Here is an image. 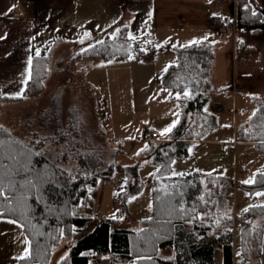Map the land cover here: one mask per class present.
<instances>
[{"label":"trees","instance_id":"trees-1","mask_svg":"<svg viewBox=\"0 0 264 264\" xmlns=\"http://www.w3.org/2000/svg\"><path fill=\"white\" fill-rule=\"evenodd\" d=\"M235 20L243 25L260 24L263 13L254 9L249 0H233L231 19L211 15L209 24L223 31L221 23L228 22V33L233 36ZM253 31L259 32L258 28ZM55 40L42 52L32 54L30 77L22 94L1 96L2 100L20 102L43 92ZM153 53L150 42L130 40L123 30L107 34L77 51L71 59L83 57L93 62L130 56L149 59ZM174 53L175 60L162 71L160 82L169 92L168 99L177 102V121L167 139H151L144 149L148 162L157 169L151 181L150 214L139 220L137 229L126 227L119 218L95 219L91 192L100 179L111 175L115 148L104 145L102 140H90L88 147L73 150L76 144L69 137L74 136L76 116L70 115L64 122L56 107L41 111L39 131L54 136V145L65 143L63 151L57 152L44 147L47 135L28 141L0 124V180L10 196L9 201L0 198V216L18 222L29 244L26 258H18L17 264H49L60 243L74 235L77 238L60 264H95L97 256L109 257V264H213L215 245L222 248L223 264H233L235 259L258 263L264 203L248 205L234 219L222 177L199 169L173 174L174 159L185 157L191 144L203 139L217 125L216 115L207 110L210 89L214 88L211 87L214 48L209 41H198L177 46ZM184 92L189 95L184 96ZM56 98L52 99L54 104ZM235 138L253 143L257 151L264 153L263 101L256 102L247 124L236 127ZM138 167H125L119 198L125 199L141 189ZM241 187L250 197L264 190V171L256 172L252 182L242 183ZM256 219L260 224L254 225ZM234 223L240 228L237 252L233 250ZM165 248H170L172 254L159 256V251Z\"/></svg>","mask_w":264,"mask_h":264},{"label":"rangeland","instance_id":"rangeland-1","mask_svg":"<svg viewBox=\"0 0 264 264\" xmlns=\"http://www.w3.org/2000/svg\"><path fill=\"white\" fill-rule=\"evenodd\" d=\"M249 1L254 9L262 11L263 20L254 25H243L235 20L232 37L230 32H215L206 25L204 0H84L81 5L74 0H54L53 24L44 29L46 46L59 36V32L65 33L66 28L74 31L65 36L75 43V51L102 40L107 34L124 30L130 40L150 42L154 47L153 56L149 59L130 56L125 60L107 59L95 63L86 59L85 65L78 63L76 70L58 79L52 72L47 78L46 90L38 97L20 102L0 99V124L28 141L47 135L44 147L57 152L63 151L65 143L55 146L52 144L54 136L39 131L41 111L56 107L64 122L70 115L76 116L74 136L69 137L76 144L73 150L88 147L90 140H102L104 145L107 143L115 148L111 175L100 179L91 192L95 219L119 218L126 227L137 229L139 220L150 214L151 181L157 169L148 162L149 157L143 151L149 140H145L142 127L150 126L156 130L152 141L165 140L169 131L164 130L170 128L172 116H177V102L162 97L167 90L160 82V74L166 64L174 62L175 47L210 40L216 49L211 71L214 88L210 89L207 110L216 115L217 125L201 141L191 144L185 157L174 159L172 171L174 175H180L202 164L213 167L211 174L222 177L227 185L225 197L235 219L246 206L264 203V190H258L250 197L241 187L242 183L252 181L256 172L264 171V153L246 143L236 144L235 152L224 150L225 144L236 139L237 121L247 124L250 106L257 100L264 102V0ZM210 2L216 5V11L212 13L222 11V19H231L233 0ZM88 16H92L91 19ZM59 25L63 28L57 31ZM255 28L258 33L253 31ZM40 44L35 45V53L43 51ZM69 54L68 50L60 51L57 56L61 61L52 62L50 70L60 68L62 60L68 64ZM153 68L155 71L152 72ZM235 90L239 92L236 98ZM55 95L58 97L54 104L52 98ZM235 107L239 109L237 118L234 117ZM241 108L246 109L242 112ZM130 165H139L142 187L134 195L122 199L119 193L125 182V167ZM231 179L239 185L235 186ZM260 222L256 219L255 224ZM18 225L17 254L22 256L26 249L28 253L29 244ZM76 238L74 235L60 243L49 264H60ZM158 254L168 257L172 250L161 249ZM94 263L109 264V257L99 256Z\"/></svg>","mask_w":264,"mask_h":264},{"label":"crops","instance_id":"crops-1","mask_svg":"<svg viewBox=\"0 0 264 264\" xmlns=\"http://www.w3.org/2000/svg\"><path fill=\"white\" fill-rule=\"evenodd\" d=\"M160 1L178 2V0H159V2ZM224 1L226 2L227 0ZM74 2L76 3L79 2L78 4L81 5L84 3V0H74ZM179 2H196V0H179ZM204 2L206 7V11L204 13L207 21L206 25H209V27L213 28L215 32H219L217 27H213L209 24V17L211 15H216L221 17L222 15H220V13L222 11L221 12L218 11V13L217 12L212 13V11H216L215 9L216 5L210 2V0H204ZM9 9H11V11H9ZM221 9H226V8L221 7ZM55 10L56 9L54 7V0H0V99H2L1 96H5V95L20 96L22 94L25 88V84L30 77V64H31L32 54L35 53L34 52L36 49L35 45L41 43L40 44L41 51L45 49L47 44L44 42L45 41L44 29L50 26L51 24H53L52 13ZM73 17L75 19V16ZM91 17L92 16H88L87 18L91 19ZM61 28H63L62 25H59L57 31H59ZM65 31H66L65 33L59 32L58 33L59 36L55 38L56 42L51 51L50 65L52 62L58 63L61 61L58 58L57 54L62 50H64L65 52L68 50L70 53L66 58L68 64H66L65 60H62L60 68L54 69L52 71L49 70L47 77L44 79L43 92L46 90L47 78H49L48 76H50L52 72L57 79L62 78V76H65L66 74L71 72V70H76L77 67L79 66L78 63L85 65L86 63L84 60L88 59L83 57H75L71 59L73 54H75L77 51H75L74 48L75 43L70 39L68 40L65 35L67 33L70 35L74 31H72L70 28H66ZM39 35H41V37ZM232 37H234V35ZM209 42L211 43L215 51L216 49L215 44H213L210 40ZM167 65L168 64H166V66ZM153 71H155V68H153L152 72ZM238 93L235 90V98L238 95ZM168 94L169 93L167 91V94L162 95L163 99L166 98L167 100H169ZM255 105L256 104H254V106ZM254 106H250L249 117L254 109ZM245 109L246 108L244 109L241 108L240 111L243 112ZM238 110L239 109L237 107L234 108L235 118L238 117L239 114L237 112ZM177 116H178V111H177ZM177 116L175 115L172 116V120L168 125L170 129L176 123ZM238 125L241 124H238L237 121V123L235 124V129ZM243 143L251 144L254 147L253 143L251 142L238 141L237 144H243ZM146 146L147 145H145L144 149L146 148ZM196 169H199L206 173H214L213 167L211 168V166H206L204 164L200 166H196ZM231 180L235 186H238L237 181H233V179ZM255 221L256 220H254L253 222L254 225H258L255 224ZM17 235L19 236L18 222H16L14 219H11L9 217L0 216V264H17L18 258L21 257L18 256L17 254ZM239 248H240V228L239 225H235V227L233 228L234 252L239 251ZM25 255L26 254L22 256ZM213 257H214L213 264H223V252L220 246L218 245L214 246ZM258 263L264 264V229L262 236L260 258ZM233 264H254V263L250 261H241L239 259H235L233 261Z\"/></svg>","mask_w":264,"mask_h":264},{"label":"built area","instance_id":"built-area-1","mask_svg":"<svg viewBox=\"0 0 264 264\" xmlns=\"http://www.w3.org/2000/svg\"><path fill=\"white\" fill-rule=\"evenodd\" d=\"M220 28L221 30L226 31V32L230 30V26L228 22L221 23ZM143 134H144L145 139L151 140L154 136H156V130L153 127L146 126V127H143ZM236 144H237L236 140H233L232 142H229L224 145V150L226 152H235Z\"/></svg>","mask_w":264,"mask_h":264},{"label":"snow or ice","instance_id":"snow-or-ice-1","mask_svg":"<svg viewBox=\"0 0 264 264\" xmlns=\"http://www.w3.org/2000/svg\"><path fill=\"white\" fill-rule=\"evenodd\" d=\"M9 11H11V9H9ZM188 95H189L188 92H184V96H188ZM170 130H171L170 128H166L164 130V132H168ZM0 143H2V142H0ZM37 143H39V141H37ZM41 154L42 153H36V155H41ZM12 159H15V157H12ZM251 182L252 181H246V183H251ZM26 183L31 184L32 181L26 180ZM21 186H23V185H21ZM0 198H2L5 201H9L10 200V196L7 194V190H6V188H5L2 180H0ZM10 222H13V221H10ZM26 255H27V249H26ZM26 255L19 257V259H25L26 258Z\"/></svg>","mask_w":264,"mask_h":264},{"label":"water","instance_id":"water-1","mask_svg":"<svg viewBox=\"0 0 264 264\" xmlns=\"http://www.w3.org/2000/svg\"><path fill=\"white\" fill-rule=\"evenodd\" d=\"M211 87H213V84L211 85Z\"/></svg>","mask_w":264,"mask_h":264}]
</instances>
